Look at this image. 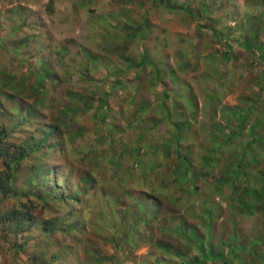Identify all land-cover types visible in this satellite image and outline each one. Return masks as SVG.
Listing matches in <instances>:
<instances>
[{"label": "rangeland", "instance_id": "rangeland-1", "mask_svg": "<svg viewBox=\"0 0 264 264\" xmlns=\"http://www.w3.org/2000/svg\"><path fill=\"white\" fill-rule=\"evenodd\" d=\"M263 25L264 0H0V110H6L0 121L8 140L18 141L35 124H58L63 160L69 162L59 168L64 178L81 184L89 203L82 206L86 211L73 206V212L50 214L62 226L63 256L56 264H97L93 256L104 258L103 264H179L156 247L159 242L189 252L183 257L193 261L190 249L162 236L159 220L173 213L198 225L202 218L194 217L206 208L216 218L212 247L220 254L226 250L207 264H264V164L248 167V158L236 173L243 140H233L229 151L224 142L235 125L232 114L264 95L261 64L241 46L250 27L262 32L263 42ZM140 26L146 31L142 40ZM227 42L233 46L230 59ZM141 48L167 71L156 85L154 66H139ZM262 111L259 106L258 115ZM181 121L188 124V139H178L177 161L169 137ZM42 130L36 135L44 136ZM144 132L149 135L142 144ZM95 171L98 181L91 176ZM14 184L26 192L27 171ZM250 188L257 200L247 195ZM97 189L111 194L120 213L127 210L116 226L101 218L103 203L90 206ZM185 207L195 212H182ZM73 213L82 223L76 233L63 223ZM36 217L41 219L39 212ZM114 230L115 242L105 240L103 234ZM19 237L18 250L13 235L0 237V264L46 257L35 241L47 239L40 227Z\"/></svg>", "mask_w": 264, "mask_h": 264}, {"label": "trees", "instance_id": "trees-1", "mask_svg": "<svg viewBox=\"0 0 264 264\" xmlns=\"http://www.w3.org/2000/svg\"><path fill=\"white\" fill-rule=\"evenodd\" d=\"M167 6H170L169 9L175 10H181L184 7L181 4H168ZM185 9L186 7H184L183 10ZM203 12L206 13V9L204 7ZM250 28H247V31H245V37L247 40L241 46H243V49H245L246 52L254 56V58L260 62L262 71L259 76L264 78V41L262 42L260 40V33L262 32L257 29L250 30ZM262 28L264 30V25ZM144 32H146L145 26L144 28L143 26H140L137 34L140 36L141 40ZM215 35H217V33H215ZM226 47L228 52L225 54V57H232L231 50L233 49V46L227 42ZM139 61V66L143 67L148 63L152 64L151 62L153 60L150 56H148L147 51L141 48ZM153 66V70L156 75H154L152 85H156L162 79L160 78L161 75L166 77L167 71L163 66ZM88 67L89 66H86V68ZM120 75H127V71ZM260 90L261 86L258 88L257 92H260ZM161 93L163 94V92ZM164 95L167 96L166 92ZM253 98L252 103L245 110V112L237 111L232 114L235 125H229L231 134L230 136L224 138V142L228 146L226 147L227 151H229V147H232L234 143L233 140H243L240 152L237 155L238 165L236 167V173H240L239 166L241 167L243 161L247 166L248 158L251 160L248 167L255 162H262V164H264V111L258 115V107L260 106L264 108V95L258 94ZM5 111L6 110L4 108L0 110V118L4 116ZM192 117H194L193 113L189 118L191 119ZM27 119L28 118L25 117L24 120ZM181 122L180 127L174 126L175 135H173L172 132L169 137L171 144L174 146L173 153L175 154L173 156L177 159V161L182 160L181 145L179 144L178 139L183 137L182 134L184 135L183 139L186 138L185 142L188 139V124L184 121ZM247 125L248 128L246 130ZM37 129L39 132L43 129L42 135L45 134L47 137L44 138L45 135L41 137L37 136ZM24 131L25 130H23V132ZM9 135L10 133L5 130V126L0 121V159L4 166L3 170H0V237L4 239L8 235H13L16 241L15 250H18L21 248V245H23V243L18 242V238H22L19 236H23L32 228L40 227L43 234L47 236V239L38 238L35 241L38 243L37 246L40 247L42 255L46 257H44L43 260L39 258V262L35 257L27 258V262L28 264H56L57 262H61L63 256V245L58 241V235L62 232V226H56V224H54L55 216L50 214L54 213L53 215H58L59 212L62 213L65 209H69L71 211L72 209H77L73 206H78L80 209L86 211L82 206L85 202L87 205H89V203L84 198L81 184L78 183V185H74L72 178L70 179L68 176L64 178L65 174L62 172L63 170L59 168L62 164L69 165V162L64 163L63 160L65 152V144H63V140L65 138L62 137L63 134L61 133L60 126L58 124H44L41 127L35 124L34 128L27 131L24 135L22 134V137L16 142L8 140ZM142 135L138 141L144 144L143 139L149 134L144 132ZM258 148H261L259 153L254 154V150ZM218 151L219 148L216 149V152ZM66 152H71V150L66 147ZM259 157H261V160L263 161H261ZM106 169L107 167L103 168V171ZM23 171H27V181L29 182V189L27 188L26 192L20 191L17 184H14L18 175L23 174ZM91 176L93 180L98 181L97 171H95L94 175ZM259 181L260 177L255 179L253 182L256 183V186H259ZM227 183L228 180L226 179L222 184L225 186ZM188 185L189 183L186 179L184 193L186 191V193H189ZM95 187L99 188L98 182ZM33 190H36L37 192H33ZM246 193L251 197L253 196L254 199H258L259 194L256 189L252 190L250 188L249 192ZM93 201L94 202L90 205L91 207H94L96 204L101 206L100 204L102 203L105 205V211L103 212L104 214L101 218L105 221L106 219L110 222L112 221L110 226L117 225L119 214H122L125 218L128 214L127 210H122L120 213V209L117 207L116 202L113 201L111 194H108L103 189L96 190V197ZM169 202L173 204L176 203V200L173 202L169 199ZM180 203L181 201L179 200V204ZM109 206L111 207L110 210L107 209ZM184 211L188 213L189 211L191 213L195 212L190 207L182 209V212ZM36 212L40 213L41 219H37L38 217H36ZM202 212V215L195 214L196 216L194 217V219L196 217L202 218V222L200 224L198 222V225L193 226L188 225L181 215L178 216L173 213H170V215L168 214L169 216L166 214L167 216H162L159 220V226L161 227V231L163 233L162 236L170 237L175 243H181L184 247L183 251H185L186 248L190 249L193 253V261L183 257V254H188L189 252L181 253L180 251L182 250L173 247L171 243L167 244L159 242L156 243V247L169 256L179 258L181 260L179 264H207L209 261L214 263L220 257H224L226 250L223 254H220L217 252L218 250H215L212 247V242L214 243L212 224L216 218L211 215L208 208L204 209ZM158 214V209L154 210L153 215L157 216ZM48 215L52 217L47 219L46 216ZM73 215L75 214L73 213ZM100 215L101 213L98 212L99 220ZM63 223H69L73 228V233H76L82 227L81 219L78 218L77 215L73 216L71 219L68 218L63 220ZM94 227L97 228L98 225H95ZM202 229H205L207 233L201 235ZM189 232L191 235L187 236V233ZM115 234H117V232L114 230L112 236H106L104 233L103 237H105V240H111L110 242L114 243ZM178 235L183 237L184 242L180 240L178 242ZM205 244H207V247ZM215 245L216 243H214V246ZM7 248H9V251H14V247L11 245H8ZM207 249H209L208 253L206 251ZM203 252L204 254L202 255ZM92 259L97 264H103L105 261L104 258H100L99 256H93Z\"/></svg>", "mask_w": 264, "mask_h": 264}]
</instances>
